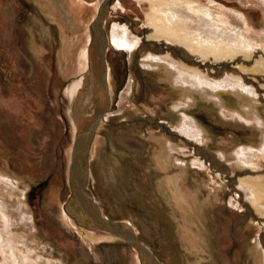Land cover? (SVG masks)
I'll use <instances>...</instances> for the list:
<instances>
[{"label": "rangeland", "instance_id": "obj_1", "mask_svg": "<svg viewBox=\"0 0 264 264\" xmlns=\"http://www.w3.org/2000/svg\"><path fill=\"white\" fill-rule=\"evenodd\" d=\"M103 1L70 0L79 20L65 24L56 18V11L52 15L44 10L41 0H0V172L21 190L30 213V232L42 243L37 248L39 264H140L135 248L125 239L104 232L83 237L75 220L64 222L60 215L70 198L68 165L75 137L68 110L73 112L76 105L69 102L65 88L88 70V60L80 65L76 57L87 46L85 30ZM189 1L193 10L211 14L202 17L213 32L231 31L239 40L256 45L246 65L264 57L263 1ZM148 11L149 4L137 0H114L106 11L109 106L87 151L85 195L104 219L132 227L158 264H264L262 257L254 256L256 244L264 253V215L238 181L262 179L264 155L237 160L240 148L263 146L264 128L236 114L247 112L235 106L230 93L210 98L191 90L196 98L187 106L179 105L186 96H176L182 88L176 83L177 72L147 56L170 55L214 80L230 74L245 77L244 83L253 86L260 98L255 109H247L258 117H264V75L236 70L242 63L240 54L202 57L177 42L145 43L152 32L146 24ZM115 26L138 38L130 47H117L110 40ZM216 36H210L211 43L205 34L200 37L211 48L223 47L225 35ZM193 58L204 64L196 65ZM84 85L91 86L88 79ZM184 116L201 125L206 142L180 130ZM162 139L176 146L173 154L183 167L174 158L165 169L156 163ZM169 177H178L188 195L185 211L167 189ZM257 204L264 210L263 199Z\"/></svg>", "mask_w": 264, "mask_h": 264}, {"label": "bare ground", "instance_id": "obj_2", "mask_svg": "<svg viewBox=\"0 0 264 264\" xmlns=\"http://www.w3.org/2000/svg\"><path fill=\"white\" fill-rule=\"evenodd\" d=\"M41 1V6L44 10H47L52 15L54 14L53 10L57 12L59 17L56 18L58 20H61L65 24L68 21L78 23L77 21L79 18L77 17L75 11H73L70 0ZM113 1L114 0H111L110 4H112ZM137 1H145L150 7V11L146 12L145 18L146 24L152 29V32L146 35V40L164 39L169 42H177L186 46L192 53H197L202 57L206 54H213L214 56L220 58L240 54L242 56V63H239L238 65L236 64V66L234 65L236 70L240 71L244 75L249 74L253 77L261 74L264 75V57H258L252 64H249L250 66L246 65L248 64L246 60L251 57L253 48L256 45L254 43H249V41L244 42L243 40L245 39L243 38V40H239L238 36H235L234 33H231V31L218 33V30L216 33L213 32V30L208 28L209 26L207 27V23L203 21V17L209 18V15L211 16V14L193 10V6L189 0ZM261 1L264 2V0ZM103 2L104 3H102V5H100L97 9L96 15L98 14V17L95 16L96 19H94L96 21L103 20L104 23L106 11L109 9L110 5H107L108 0H104ZM182 6H185L186 10H183L181 8ZM98 21L95 23L93 20L92 24H89L90 26L87 27V30H85L86 36L84 41L87 45V49L84 47L76 57V60L80 65H86L88 60V70L84 75H82V77L80 76L78 79H73L65 88V93L69 102L72 104L75 102L76 105L73 112L68 110L72 133L77 138L83 137L84 145V143H87L90 136L89 133L91 131L88 148L92 143V137L97 129V124L98 122L103 121L104 114L107 112L109 106L108 82L106 80V54H102L106 53V51L104 49V44L102 43V35L98 29ZM78 29L80 30L81 28L78 26ZM237 30L238 29H236V31ZM123 31L118 26H115L112 29L110 40L117 47H130L134 42V39L138 37H135L136 35L134 36V33L128 30L124 31V35ZM121 33H123V35ZM202 34L209 37L208 40L217 34H221V36L225 35L224 38H226V43H224L225 45L223 47L218 46L217 48H211L209 45L211 43L210 40V43L208 44L206 40L204 41L203 38L200 37ZM224 38H221L220 40H225ZM212 44L214 45V43ZM147 58L150 59V61L157 60L163 62V64L167 63L169 68L177 72L176 83L182 88L181 90H176V96L180 98L186 96V101H182L181 99V103H179V105L187 106V102L190 103L193 101L191 99L192 97L196 98L194 94L191 93L193 90H196V92L204 94L210 98L230 93L234 96L232 97L234 100L232 102L236 103L235 106H237V108L241 107L245 110V112H247V115L245 116L240 110H238L236 114L242 119L248 121V123H254L261 129L264 128V117H258L257 115L250 114L248 111L249 109H247V107L255 109L254 104L260 102V98L258 99L253 86H249L244 83L243 79L245 77L230 74L223 80H214L210 78L211 76L208 77L197 68L190 67L183 62L173 60L170 55H160L156 57L147 56ZM196 65L202 66L198 63H196ZM87 79L91 86L86 88V85L84 84ZM79 87H82V89L79 90ZM176 106L177 105H174L175 108ZM200 126L201 125H199L194 118L184 116L180 125V130L189 137L196 140H202V138H205L206 136ZM204 138L202 141L206 142ZM165 140L166 139L161 140V149L154 155L156 163L159 166L161 165L164 167L165 165H169L172 158H174V163L183 167L184 162L178 157H174L173 149H175L176 146L170 142V145H167ZM83 149L81 147L80 151H83ZM70 151L72 152V147L70 148ZM237 155L239 157L237 160H241L242 162L247 160L250 161L251 159L249 158L264 155V144L259 148L242 147L239 152H237ZM79 166L81 170L82 165ZM74 171L73 181L75 186L72 187V190L69 187L70 198L68 200V204L62 208L60 214L62 221L67 222L68 218L75 220L77 226L81 228L80 230L83 237H90L94 235L91 238H95L104 232L111 234L108 235L111 237L123 238L135 248L140 264H158V261L154 258L152 253L148 252L147 249L145 250L141 246L142 244L138 242L132 227L125 225L122 222H112L113 224H111L105 221L103 216H101L100 211L96 209L98 206L91 201L92 199L90 197L89 198L91 200L80 191L79 185H85L87 181L88 177H83L82 175L85 172H88V167L87 169H82L81 174L78 172V169H75ZM77 173H79V175H77ZM238 181L241 188L251 193L249 200L253 205H255L257 211L264 215V210H260L257 207V203H259L261 199L264 200V175L262 176V179L254 177H240ZM166 184H168L167 189L170 194H172L175 198L174 200H176L175 203L177 207L185 211L186 208H184V204L187 205L189 203V199L187 197L188 195L186 196V191L184 192L180 185V179L178 177H169L168 183L166 182ZM189 206L191 205L189 204ZM30 220V213L29 210H27L25 201L23 200L21 190H19L18 186L14 184L10 176L0 172V264H39L37 262V248H39L38 246H41L42 243L39 242V240L36 241L33 234H31L33 231L31 230L30 232V227H32ZM85 227L91 228V231H88ZM255 248L254 256L257 255L262 257L264 260V253H262L263 250H260L259 244H256Z\"/></svg>", "mask_w": 264, "mask_h": 264}, {"label": "water", "instance_id": "obj_3", "mask_svg": "<svg viewBox=\"0 0 264 264\" xmlns=\"http://www.w3.org/2000/svg\"><path fill=\"white\" fill-rule=\"evenodd\" d=\"M110 3H111V0H108L107 5L109 6ZM96 16L98 17V14ZM95 19H96V17H95ZM95 19H93V20L95 21V23H97L98 20L96 21ZM98 23H99L98 24V29H99V31H100V33L102 35L101 36L102 37V43L104 44V49H106L107 39H106V33L104 31V27H103V20H99ZM176 51H178L179 54L181 53V55L184 57V55L182 54V52L180 50H177L176 49ZM102 54H105V53H102ZM190 60L191 61L195 60V62L198 63V64H200V65H203L204 64L200 60H196L194 58L193 59H190ZM89 134H90L89 139L87 140V143L86 144L84 143V145H83V141H84V138L83 137H78V138L77 137H74L73 142H72V154H71V157H70V164L68 165V185L71 188V190H72V187L75 186L74 185V181H73V173L75 172L74 170L75 169H78L79 170L80 169V166L79 165H82L81 166V170L82 169H85V168L87 169V167H88V158H87L88 157V155H87L88 154L87 153L88 150L87 149H88V141L91 138V131H90ZM81 147H82V149L83 148L84 149L86 148V149L85 150L83 149V151H80V148ZM77 175H79V173H77ZM79 186H80V191L85 194V186H86V183H85V185H83V184L81 185L80 184ZM104 220L107 221V222H109V223H111V224L117 222V221L107 220L106 218ZM136 241H137V239H136Z\"/></svg>", "mask_w": 264, "mask_h": 264}, {"label": "flooded vegetation", "instance_id": "obj_4", "mask_svg": "<svg viewBox=\"0 0 264 264\" xmlns=\"http://www.w3.org/2000/svg\"><path fill=\"white\" fill-rule=\"evenodd\" d=\"M145 43H149V44H151L152 42H148V40H145L144 41ZM153 43H155V42H153ZM157 44V43H156ZM159 45H161L164 49H166L167 47L163 44V43H159ZM172 50V49H171ZM177 52V51H176ZM181 57V56H180Z\"/></svg>", "mask_w": 264, "mask_h": 264}]
</instances>
